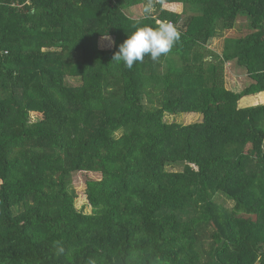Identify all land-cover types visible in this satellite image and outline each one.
<instances>
[{
	"label": "trees",
	"instance_id": "obj_1",
	"mask_svg": "<svg viewBox=\"0 0 264 264\" xmlns=\"http://www.w3.org/2000/svg\"><path fill=\"white\" fill-rule=\"evenodd\" d=\"M169 22L168 54L112 60ZM262 92L264 0H0V264H264V102L239 105ZM80 172L100 178L78 207Z\"/></svg>",
	"mask_w": 264,
	"mask_h": 264
},
{
	"label": "rangeland",
	"instance_id": "obj_2",
	"mask_svg": "<svg viewBox=\"0 0 264 264\" xmlns=\"http://www.w3.org/2000/svg\"><path fill=\"white\" fill-rule=\"evenodd\" d=\"M144 8H145V5L143 3H140L133 8V12L136 15L143 16V14H145V12H143ZM172 8L175 11L181 10L180 6H176V7H172ZM245 23L246 22L244 19H240L237 26L233 29L227 30V29L219 28L217 30L218 35L210 38V41L208 42L206 48H208L211 51L221 53L223 50L225 38L227 36H240L246 32L247 28H246ZM99 46L102 48H107V49L112 48L113 41L109 38H103V39L99 40ZM234 67L235 66L233 64H230V63L225 65V73L223 74L222 82L227 89L232 90L234 92H240L247 85L249 78H247L246 74H242V69H240V68H239V74L236 73ZM70 81L72 83H77L74 79H70ZM260 102H262V103L264 102V92L252 94V95H248V96H243V98L239 100V105L240 106H246V105H252V104H256V103H260ZM41 115L42 114L39 115L38 113L32 112L31 118L34 120ZM166 119L170 122L176 121L179 123L189 124V123H193L196 121H201L202 115L200 113H194V112L180 113L177 115H170V116L168 115V116H166ZM167 169L177 171V170L182 169V166L181 165H173V166H168ZM89 178H96V179L100 178V174L99 173H91V172H89V173H84V172L81 173L80 172V173H76L74 176V183H75L76 189L78 191V198H77V206L78 207H81L82 205L87 203L86 180ZM0 183H1V181H0ZM216 197L219 201L224 200V198H223L224 196H222V195H219ZM228 203L232 205L231 202H228ZM86 209L90 210V207L87 206ZM240 213L248 214L247 212H245L242 209H240Z\"/></svg>",
	"mask_w": 264,
	"mask_h": 264
},
{
	"label": "clouds",
	"instance_id": "obj_3",
	"mask_svg": "<svg viewBox=\"0 0 264 264\" xmlns=\"http://www.w3.org/2000/svg\"><path fill=\"white\" fill-rule=\"evenodd\" d=\"M145 14L151 12V6L146 5ZM180 39V33L171 23H161L158 27L149 25L138 26L135 31L119 45L113 59L131 69L136 62H142L146 55L153 61L168 54L174 44Z\"/></svg>",
	"mask_w": 264,
	"mask_h": 264
},
{
	"label": "crops",
	"instance_id": "obj_4",
	"mask_svg": "<svg viewBox=\"0 0 264 264\" xmlns=\"http://www.w3.org/2000/svg\"><path fill=\"white\" fill-rule=\"evenodd\" d=\"M176 6H180V5H176V4H169V3H165L164 4V7L166 8V7H176ZM135 7V6H134ZM134 7H132L131 9H130V12H132V15L134 16V17H139V16H141V15H136V14H134V12H133V8ZM181 7V6H180ZM135 11V10H134ZM144 12V11H143ZM107 38H109V37H107ZM103 39V38H102ZM110 39V38H109ZM101 40V39H100ZM235 68V72L236 73H238L239 74V67H234ZM242 69V68H241ZM242 74H245L244 72H243V69H242ZM260 103H262V102H260ZM257 104V103H256Z\"/></svg>",
	"mask_w": 264,
	"mask_h": 264
},
{
	"label": "built area",
	"instance_id": "obj_5",
	"mask_svg": "<svg viewBox=\"0 0 264 264\" xmlns=\"http://www.w3.org/2000/svg\"><path fill=\"white\" fill-rule=\"evenodd\" d=\"M169 23H171V24H172V22H169Z\"/></svg>",
	"mask_w": 264,
	"mask_h": 264
}]
</instances>
